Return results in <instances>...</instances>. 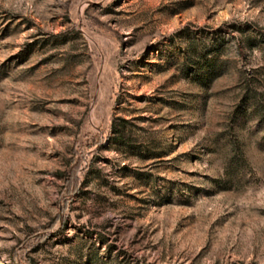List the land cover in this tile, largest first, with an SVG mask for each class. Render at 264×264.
<instances>
[{"label": "rangeland", "instance_id": "obj_1", "mask_svg": "<svg viewBox=\"0 0 264 264\" xmlns=\"http://www.w3.org/2000/svg\"><path fill=\"white\" fill-rule=\"evenodd\" d=\"M0 264H264V0H0Z\"/></svg>", "mask_w": 264, "mask_h": 264}, {"label": "trees", "instance_id": "obj_2", "mask_svg": "<svg viewBox=\"0 0 264 264\" xmlns=\"http://www.w3.org/2000/svg\"><path fill=\"white\" fill-rule=\"evenodd\" d=\"M118 122V123H117ZM128 123L127 119L119 118L113 124L112 130L115 134L114 139L117 141L125 142L128 138V133L126 131V125Z\"/></svg>", "mask_w": 264, "mask_h": 264}]
</instances>
